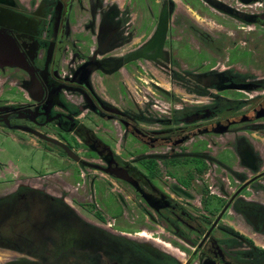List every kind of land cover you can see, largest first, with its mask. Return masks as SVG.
<instances>
[{"label":"flooded vegetation","instance_id":"af4514ba","mask_svg":"<svg viewBox=\"0 0 264 264\" xmlns=\"http://www.w3.org/2000/svg\"><path fill=\"white\" fill-rule=\"evenodd\" d=\"M199 1L230 20L233 38L255 25L264 50V0H153L155 15L149 0H0V134L75 163V183L84 189L88 167L127 184L163 245L176 251L163 250L159 264H264V76L248 78L233 66L197 72L184 60L182 40L198 45L204 37L187 13ZM177 3L186 14H174ZM213 40L207 36L209 52ZM142 71L146 87L167 94L152 79L160 72L207 102L155 115L150 99L136 104L134 78ZM230 89L255 94L217 93ZM128 136L147 150L130 155ZM158 179L159 189L151 182ZM53 180L49 192L29 185L0 192V229L25 226L32 236L4 235L0 245L13 248L0 264H150L137 260L130 240L98 223L94 202L80 210L100 221L79 216L71 181Z\"/></svg>","mask_w":264,"mask_h":264},{"label":"rangeland","instance_id":"374dc122","mask_svg":"<svg viewBox=\"0 0 264 264\" xmlns=\"http://www.w3.org/2000/svg\"><path fill=\"white\" fill-rule=\"evenodd\" d=\"M127 1L138 2L139 0ZM148 3L151 13L155 15L157 12L155 3H153V0H149ZM194 4L195 6L192 8L193 12L185 11L186 7L180 3H177V6L174 7V14L182 15L187 12L193 15L194 20H196V23L193 24L197 25L198 29L204 34V37L201 35L198 36V41L200 42L198 45L190 43L187 38L182 40L183 48L180 50L184 60L188 63H192V67L195 65L198 66L197 69L195 68L197 72H205L209 67L220 70L226 66H233L240 69L238 72H243L248 78L264 76V50H260L261 46L259 42L256 41L257 33L255 31L256 29H254L255 25H243L246 29L245 34H243V36H237V34V37L233 38L226 33H233L232 29H227L231 23L229 19L222 18L221 14L203 5L200 1L194 2ZM207 36L214 39L211 42L213 52H209ZM138 76L140 78H134L135 85L140 89V91H138L135 88L136 93L134 95L137 102L136 104L143 107L145 101L150 99L152 104L156 105L155 107H151L155 115L163 114L164 111L173 107H185V105L204 104L207 102L206 97L194 95L189 91L190 88L185 86L180 88V86L175 87L171 85L168 76L160 72H155L152 79L158 82L163 89L167 91L165 95L153 86L149 85V87H146L148 84L144 82H148V76L145 72H140ZM143 90L147 91L149 94L147 95ZM217 93L227 95L231 98L246 99L249 98L250 95L255 94L254 92L235 91L233 89ZM170 94H174V98L171 99ZM151 126L155 127L157 125L152 124ZM112 132V129H110V133ZM98 136L104 138L105 134L100 132ZM114 137L120 138L119 135H114ZM123 146L129 149L127 152L130 155L135 152L141 153L147 150L145 146L141 145V143L132 136H128L124 140ZM110 147H112L113 150L117 148L113 143H111ZM120 148H122V144H120ZM155 149L158 150L160 148L156 147ZM117 152H121L125 158L127 157V155L124 154L125 151L118 149ZM77 154L85 157L87 160H97V157L90 151H77ZM64 162L66 163V168ZM64 162L51 156L49 158V155L33 147L17 145L11 138L4 137L0 134V192L21 191L23 188L25 190L26 185L37 190L41 188L49 192L50 188L54 190L53 184H51L54 182L53 179L65 177L67 183L69 180L72 182V185L77 188L75 193L74 191H70V194L73 195L72 207L77 209L76 212L79 216L89 222L100 221L95 220L94 216H92V212L80 210V206L84 205V207L87 208L89 204L94 202V207L102 216L101 222L98 223H101L103 228H107L111 232L118 234V238L130 240L131 245L133 244L132 248L134 249V255L137 257V260L149 261L150 264H159L161 261L155 257L159 256V254H163V250L175 254L176 251L174 248L170 246L165 247L163 245L162 241L164 240L161 238L159 227L147 221L144 208H148L143 205L127 184L115 182L113 179H109L110 182H107L105 179H102L104 177L101 176L100 172L93 171L88 167L82 168L87 177L84 189L81 182H79L78 185L75 183V181L78 180L76 175L78 174L77 165L73 162ZM69 169L73 170V173H71V176L66 177L67 175H65L64 172ZM75 169L76 174L74 172ZM159 169V173L163 175V167L159 166ZM92 175L96 176V178L93 181L92 193L88 195L86 192L90 191V187L89 185L87 186V182L89 176ZM151 182L158 189L161 187V179L151 180ZM67 188L69 190H74L71 186H67ZM60 189L62 190L61 186ZM22 223H26L24 218H22ZM9 226H12V224ZM12 227H8L5 230L0 229V242H4V235H7L8 238L10 236L13 237L15 232L20 233L22 237H29L31 234L25 226L22 227V230H13ZM29 238H32V236ZM12 248L13 247L10 246L0 245V262L4 257H8L12 254Z\"/></svg>","mask_w":264,"mask_h":264},{"label":"water","instance_id":"95a60500","mask_svg":"<svg viewBox=\"0 0 264 264\" xmlns=\"http://www.w3.org/2000/svg\"><path fill=\"white\" fill-rule=\"evenodd\" d=\"M158 31H157V34H161V29H157ZM125 171V170H124ZM117 177H120V178H122V179H128V177H126L125 176V174H126V172H120V173H118V172H116V173H114Z\"/></svg>","mask_w":264,"mask_h":264}]
</instances>
